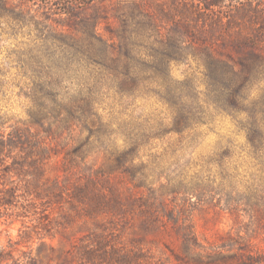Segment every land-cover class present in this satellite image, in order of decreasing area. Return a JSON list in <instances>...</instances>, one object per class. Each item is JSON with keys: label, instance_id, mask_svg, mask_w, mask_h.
I'll use <instances>...</instances> for the list:
<instances>
[{"label": "rangeland", "instance_id": "rangeland-1", "mask_svg": "<svg viewBox=\"0 0 264 264\" xmlns=\"http://www.w3.org/2000/svg\"><path fill=\"white\" fill-rule=\"evenodd\" d=\"M123 1L113 0L114 4ZM255 3L252 13L235 14L238 19L229 23L230 35L252 37L264 28V0ZM145 4L162 25L170 24L163 23V11L186 13L180 0H145ZM228 11L224 20L233 14ZM93 13L91 9L87 14ZM216 14L197 15L210 19ZM28 16L30 21L24 23L0 17V67L7 81L0 95V114L21 122L31 119L39 67L54 84L59 83L61 95L83 94L96 104L90 118L79 117L82 110L76 111L79 121L68 111L60 114V119L78 123L74 131L62 133L68 149L75 154L81 145L86 155L68 169L58 165L50 169L51 179L61 177L63 191H56L46 207L50 221L41 227L52 237L43 247L34 243L37 264H193L188 240L195 244L189 249L216 247L220 237L238 230L252 235L251 249L264 257V214H260L264 192L260 202L249 191L257 184L264 186V74L254 84L246 106L236 111L208 93L203 66L195 60L173 64L171 81L180 86L195 74L199 91L193 93L202 95L191 103L196 130L170 132L173 112L163 78L151 76L147 83L122 89L109 71L63 58L65 50L56 45L60 34L49 29L56 24ZM191 17L195 19V14ZM111 20L120 24L115 17ZM63 25L68 33L69 27ZM82 27L78 24L79 30ZM6 61L7 68L2 66ZM57 118L48 121H60ZM126 150L131 151L130 159L118 164L117 155ZM60 159L63 155L56 161ZM200 179L232 183L235 191L231 198L225 191L216 192L212 200L199 199L195 192ZM230 200L241 224L226 212ZM20 227L19 221L10 225L2 220L0 247L18 238Z\"/></svg>", "mask_w": 264, "mask_h": 264}, {"label": "trees", "instance_id": "trees-1", "mask_svg": "<svg viewBox=\"0 0 264 264\" xmlns=\"http://www.w3.org/2000/svg\"><path fill=\"white\" fill-rule=\"evenodd\" d=\"M180 1L186 6L184 16H179L175 10L163 11V23L170 22L163 25L148 9L145 0H125L118 4L113 0H0V17L24 23L30 21L28 15H33V19L43 24H56L49 29L51 33L60 34L56 45L65 50L63 58L86 61L109 71L122 89H127L125 87L131 83H147L151 76L163 78L173 112V127L169 130L181 134L196 130L195 108L191 103L202 94L193 93L199 91L195 74L180 86L171 81L172 65L195 60L199 67L203 66L204 81L213 99L240 111L246 106L254 84L264 74V28L252 37L233 36L238 32L229 34L233 28L229 23L238 19L235 14L252 13L257 6L255 0ZM91 9L94 13L88 15ZM231 9L233 14L224 20ZM214 11L217 14L210 19L197 15ZM194 14L195 19L191 17ZM112 17L120 24H112ZM63 24L69 27L68 33L63 31ZM78 24L83 25L82 30L78 29ZM36 59L38 61V56ZM4 65L7 68L9 61ZM1 68L0 95L7 82ZM38 73L39 83L35 82L32 88L36 111L31 119L21 122L6 113L0 114V222L21 223L18 238L9 239L0 247V264H37L34 243L43 247L47 238L52 237L41 227L50 221L45 214L46 207L52 204L56 193L63 191L61 177L51 179L50 169L57 165L68 169L71 164L78 165L86 155L81 145L72 154L62 133L67 129L74 131V126H78L77 110L84 112L79 117L90 118L96 105L93 98L83 94L80 97L61 95L59 83L54 84L43 67H39ZM199 101L207 103L203 98ZM63 111H68L76 120L60 119ZM51 116L60 121H48ZM130 152L118 154V164L128 161ZM60 155H63L62 161H56ZM225 191L231 198L235 187L232 183L200 179L195 196L212 200L216 192ZM249 191L255 192L253 198L261 202L263 185L257 184ZM227 203L231 208L226 212L241 224L238 209L232 206L231 200ZM261 206L263 215L264 203L261 202ZM252 219H256V214ZM192 245L195 244L191 240L186 242L193 264L264 263L262 254L251 249L252 235L246 231L228 232L219 238L216 247L189 249Z\"/></svg>", "mask_w": 264, "mask_h": 264}]
</instances>
